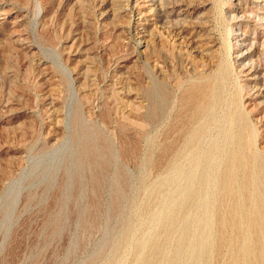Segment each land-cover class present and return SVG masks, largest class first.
<instances>
[{
	"label": "rangeland",
	"instance_id": "374dc122",
	"mask_svg": "<svg viewBox=\"0 0 264 264\" xmlns=\"http://www.w3.org/2000/svg\"><path fill=\"white\" fill-rule=\"evenodd\" d=\"M209 80L216 117L179 159L183 94ZM236 100L264 152V0H0V264H143L156 244L163 263L197 214L180 187L222 145ZM203 212L196 240L216 232ZM229 263L226 248L210 261Z\"/></svg>",
	"mask_w": 264,
	"mask_h": 264
},
{
	"label": "bare ground",
	"instance_id": "6f19581e",
	"mask_svg": "<svg viewBox=\"0 0 264 264\" xmlns=\"http://www.w3.org/2000/svg\"><path fill=\"white\" fill-rule=\"evenodd\" d=\"M250 68L251 71L259 70L254 65ZM222 74L223 79H226L228 71L224 69ZM221 92L219 83L209 80L207 85L204 81L198 84L192 82L183 94V100L190 103L191 111L183 137V150L178 153L179 159L186 157L184 153L187 149H192L194 153L199 148L210 121L216 117L217 105L222 99ZM223 118L225 131L222 145L220 139L206 150L199 162L197 159L198 174L192 177L195 184L180 187L181 208L191 215L190 209L195 207V219L193 217L194 220L187 219L184 222L182 239L170 257L161 263L166 247L152 245L151 256L144 259L143 264H210L223 248L228 250L229 264H264V152L255 149L256 130L240 102L233 101ZM219 151L225 157V163L216 186L214 183V196L210 198L207 172L213 167ZM173 171L178 179L185 177L182 168ZM203 211H208L205 226L216 224V232L204 233L202 238L196 240L190 223L199 221ZM175 216V213H169L165 222L166 243L176 232ZM194 251L193 259L187 262V256Z\"/></svg>",
	"mask_w": 264,
	"mask_h": 264
}]
</instances>
